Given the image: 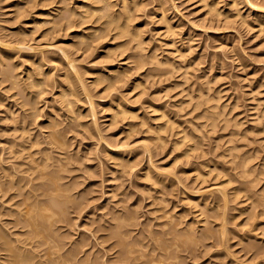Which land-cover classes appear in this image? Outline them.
Segmentation results:
<instances>
[{"label": "bare ground", "instance_id": "obj_1", "mask_svg": "<svg viewBox=\"0 0 264 264\" xmlns=\"http://www.w3.org/2000/svg\"><path fill=\"white\" fill-rule=\"evenodd\" d=\"M26 1L27 2L29 1L28 2L29 4L32 3L31 5L34 4V6H31V7L40 6V8L41 7L44 8L45 6H53V7L55 6V8H51V11H48L50 13L46 12L47 15H50V17L52 15V18L54 15L55 16L53 18L52 27L46 29V31L42 34V36H46L49 33H51L52 35L56 34L58 39L55 42L46 44V46L41 45L42 47L40 46L35 47L33 44L34 46L33 47L30 45V43H28V40L30 39L31 36L29 37V35L27 36L25 33V36L28 37V40H27V38L23 35L24 30L23 31L21 30L22 33L20 30L18 32L21 33L26 39L24 37H21L22 36L21 34L19 35V33H17L16 35L20 36V38L18 37L19 39H17L16 41L12 40L15 42L5 41L7 37H10L8 35L9 33L6 34L7 36L6 37L5 34L1 35V32H0L1 36L4 35L3 37H0V67H2L3 65L2 63L6 61L7 63L10 64L9 66H7V64H4L5 66H3L2 68V73L0 72L1 74L0 76H2L1 78H3V80L2 79L0 80L3 81L4 83L7 82V84L10 82V89H15V91H16V88L17 90L19 89L18 90L19 92H17L16 95H20L21 97H27V98L30 95L32 96L30 99V102H26L27 104L29 103L28 105H26L28 106L27 109H24L25 104H22L21 106L14 104L15 100L13 101L14 103L5 105V107H7L6 109L4 108L3 110L1 109L3 117L2 119H0V121L3 120L5 123L7 121L8 124L7 126H4V127L2 126V128L0 129L6 135L5 136L3 134L6 137V139L0 140V264H106V262L101 260V257L103 256V253L106 252L108 254V252L110 251L111 252L114 251L113 254H115V256H113L112 258L113 260H111V261H114L113 262L114 264L115 263L117 264H179V262H181L183 258H185L184 261L187 260L186 255L185 257L182 255L183 256L182 258L180 254H182L183 252L185 253V251H188L190 258H191V254H193L194 256V253L196 252V250L197 251L199 250V249H196L198 248L197 246L198 245L201 246L203 241L204 243H206L205 240H208L209 238L214 237L215 239H217L219 246H221L224 242L225 243L229 242V241L226 242V240L229 237H231L230 235L232 233L230 232L231 233L230 234L227 230L228 227H226L229 222L228 219L226 218L227 217L226 214L228 210L227 200H229L228 198L229 194L233 197L232 199L235 200L242 191H244V196L242 195L243 197L239 201L236 202L237 204H240V206H242L240 207L241 210L239 213L246 212L250 214L248 215L249 217L247 216V219L246 218L244 219V223L247 225L248 223H251V224L254 223L253 222L254 219H257L258 222L256 224L254 223V225H251V227H248V228L249 229L253 228L251 230L253 234L255 233L254 230H256V233L254 234L255 235L254 238H257V239L264 238V183H261L262 186L260 187L259 190H255V191L253 190L254 187L259 185L257 180H259L260 178L258 179L257 175L256 176L253 175L255 172L254 171L255 168L252 167L254 169L253 170L252 168H250L251 166L250 167L248 166V164H250L249 162L252 156L251 154L249 155L248 153L243 154V155L240 154L241 155L240 156L238 153L240 151L239 149L241 148H240V145L237 144V141L235 142V144L237 145L235 144L232 145L233 138H235V137L232 138V136H235L236 132L238 131L242 123L238 120L235 121L236 118L235 119L232 118V121H231V119H228L229 116L226 117L228 114L227 115L225 114L226 116L224 115L223 109L226 106H222V104L221 105L218 104L217 101L220 98L219 96H217L219 97L217 98V97H214L215 95L213 96V94L210 95L211 92L209 93V91L211 87L209 86L210 85L209 81H206L202 85L200 84L201 87L200 86L198 87L196 85L197 88L195 92L186 90V88L184 87L185 83L186 84L189 83V80H187L188 78L187 76L189 75L188 73H189L190 67H192L191 65L196 64L195 63L196 60L194 61V59L193 60L186 59V56H188L187 51L191 47H187V48L185 47L186 49H183L182 47H180L178 43L180 41L178 42L176 41V39L180 37L179 36L180 34H178L180 32H178L177 30L178 25H176V23L173 22L174 20L172 17V13L174 11L173 8L175 7H173L174 5L171 0H156V1L154 0L155 2H154V7L152 9L153 11L151 13V16L154 20L153 23L155 24V26L159 25L160 27L158 34L162 36L160 37L163 40L162 41L163 45L161 46L160 45L161 42H159V46L161 47H158L156 44L154 46H151V48L148 47V45L150 46V44H147V42L143 38V36H145L143 35V32H144L143 29H141L143 28V26H140L139 24L135 23V21L138 20V19L136 20L135 17L139 15L137 16H134V15L137 14L141 10V9L139 10L138 8H141L140 6L142 5L140 2H137L136 0H26ZM210 1H212V3ZM210 1L209 0H198L197 1V2H201L200 7L203 10L202 17L203 19H206L209 21H219L221 17V11L217 8L218 3L213 2L214 0H210ZM240 1L243 3L245 2L248 11H253V12L256 11V12L264 13V7L255 5V3L253 4L251 3V1L249 2L248 0H244V1L243 0H232V6L236 8L238 4H242V3H239ZM1 2H4V1H1ZM20 3L18 2L17 5H19ZM139 3L141 5H139ZM14 4H16V1L14 2ZM22 4L24 5L25 3L22 2ZM17 5L14 6L12 3V7L14 6V8L16 7L22 10L24 8L23 11H25V9L27 10L22 16L19 14L20 19L24 15L28 16L29 14H31V13L28 14L29 10L27 7L29 6H23L22 8L21 5H19L18 7ZM60 5H62V7ZM19 9H16V10L18 11ZM23 11L21 12L23 13ZM135 11H138V12L135 13ZM235 11L236 12H234V14L235 16H237L236 18L240 17V19H242L241 23L246 24L247 19L244 20L245 17H243L245 12L242 11L244 13L243 14L241 10L237 8L235 9ZM133 13L135 14L133 15ZM40 14L42 15L43 13H41L40 11ZM38 15L39 13L37 14V16ZM44 16H46V14ZM74 16H75V19L76 18L78 19L74 20L73 19ZM225 18L228 19L229 15L227 16L225 15L224 19L222 20L226 24V21H229V20L225 21ZM255 20L256 22L261 21L259 23V27L263 26V22L261 18L256 17ZM44 21L48 22L49 20L48 21L42 20V22L40 21V23L42 24ZM36 22H37V19L35 20V17L34 19L32 17V19L26 21L25 23L23 22L22 23L23 25L26 24L25 26L28 29V28H33L34 27L33 25ZM38 24H35V26ZM193 26L194 25H192L191 27ZM1 38H3L4 41ZM14 38L16 39L17 37L15 36ZM187 41L190 42L191 39ZM45 47L49 48L48 51L52 53V56L50 58L46 57L45 52L42 50V48H45ZM162 47H164V49ZM157 48H160L163 50H158ZM36 51L38 53L37 58H36V55H37ZM158 51H161V52H158ZM11 52H13V54H11ZM20 53H22L23 55H19ZM76 55H78V57L75 58ZM22 56L25 57V63L27 67V68L25 67L23 76H21V73L19 71L18 72L20 75L17 74L18 72L15 73L16 70H19L20 67H22L25 64L23 62L24 60L22 59ZM14 58H17V60L15 59L17 62L12 63V60L15 61ZM18 58H21L22 60L21 59L18 60ZM18 61L22 63L23 65L19 67V65L21 64H19ZM81 62L84 64L83 66L81 65V67L78 64H76V63H81ZM49 63H52L53 65L52 69H50L51 71H43L44 70L43 68H45V66ZM55 70L58 73L60 71V74L58 75L57 73V75H55L54 72H52ZM50 72L52 73L48 75V73ZM88 75L89 77L84 78V76H88ZM149 80L151 81L156 80V82L160 84L161 88L157 89L154 92V93L159 94V96L162 93L164 94V92L168 93L174 89L177 95V96L174 95L175 97L180 96L184 98L180 101L179 111H182L183 110L182 106L186 105V107L187 106L191 107L188 113H195L194 118L188 121L189 125L191 126V131L186 130L184 127L182 128L180 126V123L175 126V124L178 122H174V119H171V117L168 115L169 111L167 112L165 108L163 109L161 105L159 104V102L157 103L156 101L157 103L156 104L153 98L151 97H150L151 98L150 101H146L148 104L143 110L145 114H143L144 112H142L143 115L138 113L139 110L136 109L138 107L134 108L135 106H132L134 104L137 105L136 104L138 103L137 99H141V97L143 96L141 94L144 90H146L145 84L149 82ZM85 81H88V84L85 83ZM151 81H150V84H152ZM101 83L105 84L103 85L104 90L102 89V91L100 92L104 94L105 98H107L106 97L107 90H108V96H109L110 95L109 93H111L112 91L115 92L116 90L123 89V92L121 93L120 91H117L119 92L117 96L113 95V98L112 96H109L111 97V100L115 99V100H112L113 104H111L112 102L111 103L108 102L110 100L109 98L107 102L103 101L106 105H108L107 112H109L110 125H115V124H118L119 122L122 123L126 119L127 120L130 119V122L128 123H125L124 125L122 123L124 127L125 125H129L128 127L130 128L128 129L127 133L131 134L133 132L135 133L137 131L139 132L138 129L140 127L142 131L140 133H142L144 136H146L145 135L146 133H149V134L151 133L153 135L152 140L155 141L156 143L158 142L157 144L159 146H156L157 148L159 147L158 149L161 148L160 145H163V144L166 145L165 143H168L167 141L170 138V137H166L167 141L164 140L165 137H162L163 134L164 136L166 135V136H172L174 138L176 137L175 141L173 140L174 143L172 142L173 147H171V149L178 150L180 148L182 149V147L185 146V150L183 151L182 154H183V157L186 158V160L187 158H189V155L192 152L196 151V149L199 150V147L203 144L202 143L203 138L206 137L205 135L207 133L215 134L217 130L226 132V129H228L229 127L235 128L237 130L236 131L234 129H230L228 133L230 137H227L226 139H223L224 137H226L224 135L222 140H224L223 145H226V146L224 147V149H221L222 152L220 150V147L222 148V146L220 145V147H217L219 146L218 141H222L220 139L222 135H220L219 140L217 141L216 139V141L214 142V145L210 143L211 145H213V147L210 146L212 150L211 151L212 153H210L211 156L207 159H203V161L198 162V164L196 165L194 164L195 166L192 168L193 173H194L193 182L197 181L198 186H199V188L197 187L198 189L196 188L197 191L196 190L195 191L197 193H200L204 189H207V188L210 189L211 187H213L215 189L213 191L210 190V192L209 191L208 192L210 193V195L213 193H215L214 195L218 194L216 195L218 198L212 196L213 197L212 199L214 200L207 203V201L204 202L206 198H204V200L199 199L198 201V199H193V197L191 198L188 197L187 199L192 202L195 200L194 201L195 205L193 206L199 209L196 210V212L198 213L194 216L195 217L194 219L196 220H192L193 218L190 219V223L186 224V227L184 226L185 229L182 230V228L181 229L178 228L179 225H181L183 221L182 220L183 215L180 214L179 215L180 217H176L175 213L172 214L171 212H173L174 209H176L174 207H173L174 209L171 208L172 211L165 210L163 202L165 201L164 204L167 203L165 205H168L169 200L165 198L164 200L163 195L165 194L164 193L162 194L163 191L162 192L159 191L161 194H159V192L157 194L161 196L154 198L152 201V203H154L155 202L154 200L158 198L157 203H160V202L162 203V204L160 203L161 205L159 204L160 205L159 208H157L156 206L157 209L153 210L154 213H155V210H156V213L159 212L158 216L156 215L154 217V221L157 219L159 223L157 221L156 222L159 224L158 226L160 228L159 227L158 229L156 228L157 227V225H155L156 223H154L156 227L152 225L157 230L153 227L151 228L150 226H148L151 224L150 221H148L150 224L148 223L147 225V222H146L147 228L146 226H145V229L143 228L144 230L140 228L141 229L140 233L139 232H138L139 234L137 233L139 236L137 234L133 235V231L136 230V229L134 230V228H136L135 224L138 221L137 220L138 218L136 216L138 213L136 214L133 213L134 211V209H132L133 206L131 208L132 212L131 211L127 212L129 211V209L126 210L125 212V209H124L125 207L122 204H119V206L122 205L121 207H124L123 212L121 211V213L118 209H117L118 211L117 210L113 211L112 208L115 209L116 207L111 206L112 208H110L111 209L110 212L108 211L109 210L108 207H103L105 214H102V215L100 214L99 217L97 216L96 217L97 219L93 221V223L95 222L98 224V222L103 220V224L101 223L102 225L99 227L96 224L97 228L94 225H92L96 228L95 230L93 229L94 230L93 232H91V229L87 228L86 226L87 230L88 229L90 230V231L88 230L90 232V233L88 232L89 234L88 233L85 234L87 231L84 230L86 231L84 232V234H81V233L78 234L79 237L77 236L73 241H71L70 238H73V235L77 233H74L73 235L71 233L72 236L70 237L68 236L70 235V231H67L68 230L67 228H66V231L69 232L67 233L68 235H64L66 231L61 230L62 232H65L64 234L59 232L63 226L65 225L68 226V224L70 223L69 218L72 219V217H69V215L72 216L74 214V211H73V214L68 213V210L70 209L71 205L72 207L73 206L76 207V209L74 208L76 211L75 213H78V214H81L84 210H87V208L89 207L87 206V204L90 205L89 203L87 204L84 203L86 202V200L85 198H82L83 195L82 196L77 195L78 197H76V195L72 193V190H73L72 185H69L64 182L68 177H70L68 174L67 175L64 174L70 171L69 166L73 163L78 162L77 160H80V158H85L86 156V155L84 156V152H83L84 150L82 151L81 149H79L80 146L79 147L76 146L77 150L76 152H74L76 157L74 154H71L69 151V149L71 148V145H69L70 141L68 142L67 138H68L69 133L70 132L72 133L73 128L75 131H79V130H76L75 127L78 128L79 125L80 126L82 125L84 127L83 124H86V123L83 121H79V120L83 118L82 116L83 115L85 116V114L87 113H89V116L92 119V122H89V124L87 123L85 125L86 129L88 130V132H90V129L92 127L93 131L95 130L96 132H98V129H99L98 127L100 126L99 123H97L98 117L96 118L98 114V111L96 112V107H97L96 104L98 102L95 99L98 100L104 97L99 92L98 93L101 96L94 97V95L91 94L93 91L92 92L90 91L94 89L90 87H92L93 85H94L93 87H96L95 85H97V87H99L100 85L101 87ZM97 87L95 90H97ZM187 87H189V85ZM257 88L258 87H256V89ZM4 89H2V92ZM7 89L9 90V88ZM49 89L50 91L51 90L54 91L53 92L54 93L53 95H55L54 99L52 100L49 99L50 101H47V103H44V105L39 106L40 100H42L43 95L45 94L46 91L48 94ZM190 89L192 90L191 87ZM134 92H136V94H134ZM124 93H126V95ZM166 93L164 95H167ZM131 94L134 97L135 101L130 102V99H127V96H130ZM143 94L144 96H147L148 93L147 91H144ZM12 95L15 96V94H12ZM217 95L219 94L217 93ZM139 96L141 97L139 98ZM9 97H11V95ZM160 97L158 98V100L160 99ZM162 99H163V96H162ZM49 102H52V103L56 102L57 104H59V106L56 105L49 111V114L52 115L51 118L55 122L53 120L48 122V124L46 123V121H42V120H41L42 122H37L39 118L42 119L41 117L46 116V114L42 113L44 109L42 108V106L44 107L45 105L47 106ZM143 102L145 101L143 100ZM4 103H0V104L3 105ZM84 103L85 105L87 104L88 110L86 109L87 111L85 110L84 112H82L80 109L82 108V104L84 105ZM104 103L102 104L104 105ZM106 105H104V107ZM28 111L30 112L27 113ZM258 121L259 120H257V122ZM80 122H83V123H80ZM40 123L42 124V126H40ZM45 123H46V126L48 127L45 126ZM70 123H72V125L76 123L75 124L76 126L71 127ZM33 125H36V128H37V132L35 134L31 133ZM43 125L45 126L44 127L45 130L46 129L48 131L50 130L49 132L47 131V134L43 130L44 129ZM61 125H63V127H61ZM81 129L84 130L85 128L81 127ZM114 129H115V126H114ZM263 132L264 131L260 133H263ZM99 133L101 132L99 131L98 134ZM193 133H195V136ZM138 134L136 133V135ZM94 136H95V133H94ZM1 137L0 139L3 138ZM148 137L151 138V136H148ZM101 138L103 137L101 136ZM143 138H145L144 140L147 139L146 137H143ZM69 140H72V138ZM101 140L102 141H100L101 143H99V145L100 147L103 145L102 147H104V149L102 148L103 151H100L99 153L102 152L103 156L105 158L108 157V159L110 158L109 160H111V163L113 162L114 164L118 160L119 161L121 160L120 164L123 166V169H126L124 171H128L129 168L131 170L130 166L134 165L133 160H136V159H133V160L128 159L126 161L125 160L126 158L124 159L121 156L122 154L120 155V152L124 151V149L126 150L125 146L126 145L128 146V144L125 145L124 143L126 142H123V144L125 145L124 146L123 144L120 143L121 146L120 144L119 146L116 145L117 148L115 147L114 148L115 151H113L110 149V146H108L109 144L107 143V141H105V139H101ZM192 140H195V141H193L192 143ZM149 141H151V139ZM213 141L214 140H212V142ZM206 142H211V141H206ZM97 143H98V140H97ZM97 143H96V146H97ZM1 144H4V145L2 146ZM144 146L149 147V144L144 143ZM152 147L153 146H151V148L150 149L148 148V149L151 150ZM201 147H203V145ZM215 148L216 149L219 148L217 150H219L220 152L216 150L218 154L215 153L216 155H213V150ZM85 150L88 151V148H86ZM154 150H156L155 147H153L151 151H154ZM89 151L91 152V150ZM216 151L214 150V152ZM77 152L78 153L83 152V156L79 155L80 156L79 159L77 157L78 154H76ZM203 153L201 155L198 154L200 155L198 156L199 159L204 156ZM92 154H93V151H92ZM89 155L90 154H87V156ZM87 156L85 159H87ZM146 156H147V153H146ZM151 157H150V160L152 159ZM97 158H99V156ZM144 158H149V157H144ZM178 158L179 157H175L174 160H177ZM216 158H219V159L221 158L224 165H227V167L221 164L223 166L222 167L219 164V162H217L218 160H216ZM82 160L83 159H81L80 161ZM91 160L89 159L87 161H91ZM109 160L108 162H110ZM129 160L133 161L131 162L132 165H130L131 163ZM95 161L96 160L94 159V161L92 162H95ZM99 161H101V159ZM119 161L117 163H119ZM222 161L220 162L222 163ZM146 162L149 165L148 159ZM83 164L84 163H82L81 165ZM101 164L103 165L102 162ZM114 164H108V165H114ZM120 164H117V167L118 165L119 167H122L120 166ZM98 165H96V168H98ZM81 167L83 170V166ZM93 168L88 171L90 172L91 170H93ZM85 169H89V167L87 168L84 167V170ZM169 170L170 169H168V171ZM112 171L110 173L113 177L116 171L114 170L115 173L114 171L113 172ZM171 171H170V174L172 173ZM145 172H147L145 173L146 175H144L147 179L146 182L147 181L151 182L150 183L151 185L153 184L157 185L155 184L156 182L161 183L164 180V179L161 180V178L155 177L151 171H149L151 173H149L147 170ZM182 172L185 173V170H183ZM92 173L93 172L88 173V174H92ZM262 173L260 174L261 177H262ZM79 174H82V173L79 172ZM111 175H109V177H111ZM89 176H88V179H89ZM99 177H100V171H99ZM114 177L117 179V177L118 178L121 177V174L117 177L116 176ZM126 177L127 176H125V178ZM180 177L182 176L180 175ZM180 177L178 179L179 183H180ZM111 178L110 180H112ZM115 178L113 179V181L116 182ZM127 178H129V176ZM208 178L211 181L210 183L211 186L201 188L203 185L205 186V184H207L206 182L209 181ZM248 179L249 181L248 183H246L245 180H248ZM77 180H79V178ZM171 180L172 179H170V181ZM175 180H177L176 177L174 181ZM237 180H239L238 182H241L239 185H241L242 183L243 184L246 183L245 185L249 184V186H246L248 188L243 189V187L241 188V187L235 186L230 190L231 192L228 194L229 191L227 192L228 190L227 186L229 185V183L233 185L232 182H234L235 184V181ZM83 181H86V180H83ZM83 181H81V184ZM123 182L124 181H122V183ZM238 182L235 185H238ZM164 183H165V180H164ZM118 184L122 185L120 183ZM172 184L175 185L176 183L175 184L172 183ZM199 184L202 186H200ZM78 185L80 186V181ZM122 186H120L119 188H122ZM171 186L172 185H170V187ZM171 189L169 190L166 189V190L170 191ZM148 191L149 190H147V192ZM82 192L85 193V190H82ZM110 193L109 195H111L112 198H115L114 196L117 197L118 195V194L115 195L117 193L115 192V189L112 190ZM124 193L125 192H123V194ZM78 194H79V191H78ZM168 196H165V197H168ZM109 197L110 196H108V199H111ZM119 201H117L116 204H118ZM125 201L126 200L124 199V202ZM104 208L105 209L108 208L106 211H108L109 213H107ZM90 209L91 211L93 210L92 207ZM230 209L232 208L230 207ZM136 210L135 212H138ZM91 211H90V215H87V216L91 217V215L94 214ZM70 212H71V209H70ZM206 212L207 213L212 212L214 216L212 214L211 215L214 217V220L212 219L213 217L209 213L208 215H210V218L207 217L208 215L206 214ZM94 217L92 216V219ZM198 217H200L199 220H197ZM251 218H252V221H251ZM152 219H150L151 222H152ZM234 219H236V217ZM216 220L220 222L219 231L214 230V227L216 229L219 226L218 224L217 226L212 227V225L215 223ZM212 221H213V224H211ZM72 222H73L71 223L72 225L70 224L71 227L70 226L68 227L69 229L73 230V228L76 225H74L75 221L73 219H72ZM196 222H198L200 224V227H202L203 229L200 233H198V229H196L195 228L196 226H194ZM61 223L63 224L65 223V225H62V226L59 225ZM140 224L143 225V223H140ZM88 225L90 227V224ZM94 227H91V228H94ZM75 228L77 229V227ZM257 230H259L260 232L257 233L258 232ZM249 232L250 230L248 231V234L251 233ZM62 234L66 237L65 241H64V236H61ZM250 235L248 236L250 237ZM67 236L68 238L70 237L69 239L71 242L70 241L66 242L69 240V239L67 240ZM248 236L246 234L245 238H247ZM91 237L94 238V239L92 238L94 242L91 240L93 242V246L89 248L90 247L89 245L91 244L89 242V239H91ZM100 238L102 240L98 242V239ZM225 238L226 240L224 241L223 239ZM108 242L110 243L108 245L109 248L106 247V249L107 251L108 249L110 250L107 252L106 249L103 248L105 252H103L104 250L102 251L103 252L102 256H101V253H99L101 251L96 250V252H91L90 249H92L93 247H94L93 249H95L96 245H99L98 247L96 246L99 249L101 244L107 245ZM249 244L250 246L253 245L252 242H250ZM263 244L261 245L262 248L264 247ZM207 245H210V244H207ZM258 246L259 245L257 244V247ZM85 247L86 249L89 248L90 252L88 250L85 251ZM257 247H255L256 251H258ZM262 248L259 249L260 253L257 252V254H255V255H258L259 253L260 256H257V257L261 258V255H263V253L261 252L263 250ZM248 251L247 253H249ZM81 253L83 254L80 256ZM106 253L104 255H106ZM254 257H255V260H257L256 256L253 255V258ZM102 258H104V256ZM109 259L110 258H108V260ZM251 260H252V257H251ZM184 261H182L181 263L184 264ZM252 264H255V263L252 262ZM256 264H260V263L258 262Z\"/></svg>", "mask_w": 264, "mask_h": 264}, {"label": "rangeland", "instance_id": "obj_2", "mask_svg": "<svg viewBox=\"0 0 264 264\" xmlns=\"http://www.w3.org/2000/svg\"><path fill=\"white\" fill-rule=\"evenodd\" d=\"M1 1H4V2H1ZM15 1H16V4H14ZM136 1L140 2L142 4L141 5L139 3V5H141L140 6L141 8H138L139 10L140 9L141 10L140 11L138 10L139 12L135 11V13L136 12H138V13L137 14L133 13V15L134 14H135L134 16L139 15V16H137L138 18L135 17L136 20L138 19L137 21H135V23L139 24L140 26H143V28H141L145 32V34L143 32V35H145V36H143V38L145 39L147 44H150V46L148 45L149 48H151V46H154L156 44H157L158 47H161L163 45L162 44L163 40L161 38L162 36L158 34L159 33L158 31L160 30V27H159V25L155 26V24L153 23L154 20H153V18L151 16V13L153 11L152 9L154 7V2L156 0L155 1L154 0H136ZM171 1H172L173 5H174V6L173 5L172 6L175 7V8L172 7L174 9V11L172 13V17H173V20H174L173 22L176 23V25H178V29L177 30H178V32H180V33H178V34H180L179 35L180 37L177 36L179 38H177L178 40L176 39V41L177 42L180 41L178 43H179L180 47H182L183 49H186L187 47H191L190 48L191 50L189 49L187 51L188 56H186V59H189V60H193L194 59V61L196 60L195 61L196 64H192L191 65L193 68L190 67V70H189V73H188L189 75L187 76L189 78V79L187 78V80H189V83H187V84L185 83L184 87L186 88V90H190L191 92H195L197 86L199 87L200 84L202 85L206 81H209L210 82L209 86L212 89V90L210 89V91H209V93L211 92L210 95L213 94V96L215 95L214 97L219 96L220 98L217 97V98H219V100L217 101L218 104L219 105L222 104V106H226L223 109L224 110V115L228 114L227 116L225 115L226 117L229 116L228 119H231V121H232V118H234V119L236 118L235 121L238 120L242 124H241L240 128L238 129V131L235 128H230L229 127L228 129H226V132L217 130V132H215V134L207 133L205 135L206 137H204L205 139L203 138V141H202L203 147H201L202 146L201 145L199 147V150L196 149V151H194L195 153L192 152L189 155L190 159L187 158V160H186V158L183 157V154H182L183 151L185 150V146H183L182 149L180 148L178 150L177 149H175V150L171 149V147H173V143H174L176 137L174 138L172 136H166V135L164 136V134H163L162 137H165L164 140L167 141L166 137H170V138L167 141L168 143H165L166 145H164V144H163L164 146L160 145V147L162 148V146H163L164 149L163 148L162 149L161 148L158 149L159 147L158 148L156 147V146H159L157 144L158 142L156 143L155 141L152 140L153 135L151 133H150L151 135L149 133H146L145 134L146 136H144L142 133H140V132H142L140 127L138 129L139 132L138 131L136 132L137 134L139 133L138 135H136L135 132H133L131 134L127 133L128 129L130 127H128L129 125H125V127L123 125L125 123L130 122V119L129 120L126 119L127 121L126 120L123 121L122 122L123 125H122L121 122H119L118 124H115V125H110L109 112H107V110H108L107 106L108 105H106L104 102H107L110 99L108 102H110V103L112 102L111 104H113L112 100H115V99L111 100V97H109V96H112V98H113V95L117 96V94L119 93L117 91H120V93H121V92H123V89L116 90L115 92L112 91L111 93H109L110 94L109 96H108V90H107V92H106L107 95L105 94L107 98H105L104 94L100 93L102 91V89H103V85H105V84L101 83V87H100V85H99V87H97V85H95L97 87V90H95L96 87H93L94 85L92 87H90V88L95 90V91L94 90H90L91 92L93 91L91 94L94 95V97L95 96L99 97V96H101L100 94H102V96L104 97V98H100L98 100L95 99L98 103L100 102L99 104L97 103L99 105V107L96 104V106H97L96 107V112L98 111V114H97L96 118L98 117L97 118V120H98L97 123H99V125H100L98 127L99 129L98 128L97 129H98V132L100 131L101 133L98 134V132H96L95 130L93 131L92 127L90 129V132H88V130L86 129L85 125L87 123L89 124V122H92V119L90 118L89 113H87L88 115L84 113L85 116L84 115L82 116L84 119L81 118L79 120V121H83V122L86 123V124H83L84 127L82 125L81 126L79 125V127L77 128V127H75L76 123L73 124V125H72L73 122L70 123L71 127L74 126L75 129L79 130V131H75L74 128H73L74 131L72 130V133L70 132L69 135H68V138H67V141L68 142L70 141L69 145H71V148L69 147L70 148L69 151H70L71 154L75 155L74 152H76L77 147H79V146H80L79 149H81L82 151L84 150L83 151L84 152V156L85 155L87 156V154H90L89 156H87V159H85L86 156H85V158H80V160L81 159H83V160L85 159L84 162H83V160L82 161L77 160L78 162L80 161L79 162L80 164L78 162H76L77 164L76 163L71 164L69 166L70 167L69 168L70 171L64 173L65 175L68 174L70 176L64 182L69 184V185H72V189H73L72 193L75 194L76 197H78L79 195H81V196L83 195L82 198H85V200H86V202H84V203H86V204L89 203L90 204V205L87 204V206H89V207L87 208V210H84L81 214L75 213L76 212L75 211L76 207H74V206L72 207V205H71V207L73 208V210H72L71 207H70L71 212H70V209L68 210L69 214L70 213L73 214V211H74V214H76V215L78 214L77 216L79 217L78 218L74 214L72 216H70L68 214L69 217H72V219L75 221L74 225H76L75 227H77V229L74 227L75 228V229L73 228L74 231L72 229H69V227H68V226H70L71 223H73L71 218H69V222L70 223L68 222L69 223L68 226H66L65 223L64 224L63 223L59 224L61 226L65 225V226H63L65 230L62 227V229H60L59 232L64 234L65 232H62V231H66V228L68 229L67 231H70V235L67 234V233H69L67 231H66V233L64 235H68V236L71 237L74 233H77V234L73 235V238L69 237L71 239V241H73L78 236V234H80V233L84 234V232L87 231L85 233V234H87L90 231L89 229H88L89 230L88 231L87 228H90L91 232H93L97 228V226L99 227V226H101L103 224V220H101L100 222L97 221L98 224L95 223V222L93 223V221H95L97 219L96 218L97 216L99 217L100 214L101 215L105 214L104 210H103V207H108L109 208V210H108L109 212L111 210L110 208L116 207L115 209L112 208L113 211H116L118 209L120 211V213H121V211L123 212V208L124 207H125L124 208L125 212L128 209H129V211H127V212H130V211L132 212V209H134L133 213H135V214L138 213L139 214V215L138 214L136 215L137 218H138L137 219L138 221H137L136 224H138V222H139L138 225H140V226L135 224L136 228H134L135 227L134 226L133 227L134 230L135 229L136 230L139 229V230L138 231H136V230L133 231V235H136L138 232L140 233L141 229L144 230L145 226H146V222H147V225L149 223L148 221H150V223H151V224L149 223L150 225H148V226H150L152 228L153 227L152 225H154V223H156L155 225H157V227L155 225L154 226L158 229V227H159L158 223L159 222L157 221L156 218H155L156 220L154 221V217L156 215L158 216L159 212L156 213V210H155V213H156L155 214L153 210L159 208L162 203L161 202H160L161 204L157 203L158 198L156 200H154L155 201L154 203H152V201H153L154 198L160 197L161 195H159V194H161L160 192H162V191H163L162 194L163 193L165 194V195H163V199L165 198V199L169 200V201L167 200L168 201V205H165L167 203L164 204V202H165L164 200L165 199L163 200L164 201L163 205L165 207L164 209L167 210V211L168 210L172 211L171 208L172 209L176 208L171 213L172 214L175 213L176 217H180L179 216L180 214L183 215V218H182L183 221L181 223L182 226L179 225L178 228H180V229L182 228V230L185 229L186 224L190 223V219L193 218L192 220H196V219H194L195 218L194 216L198 213V212H196V210L199 209V208H195L193 206V205H195L194 204L195 200L192 202V201L188 200L187 198L188 197H190V198L193 197V199H198V201H199V199H203L204 200V198H206L207 200L205 199L204 202L207 201V203H208V202L214 200V199H212L213 198L212 196L217 197L216 195H218V194L214 195L215 193L210 195V193H209L210 190L213 191L215 189L213 187H211V188L209 187L210 189H208V188L204 189L200 193L196 192L197 191L196 188L197 187L199 188V186H198V182L197 181L193 182L194 181V178H193L194 177V173H193L192 168L196 164H198V162H201V161H203V159H207V158H209L211 156V154H210V153H212L211 152L212 151L211 147H213L214 142L216 141V139H217V141L219 140V136L220 135H222L220 137L221 140L224 137V135L226 137H224L223 139H226L227 137H230L228 135L230 129H234V130L237 131L235 136H232V138L235 137V138H233V144L232 145H234L236 141H237V144L240 145L241 149H239L240 151H239L238 154L239 155L240 154L243 155V154L248 153L249 155L251 154V156H252L251 157L252 160L250 159V162H249L250 164H248V166L249 167L251 166L250 168H252V167L255 168V170L252 168L255 171L253 175L254 176L257 175L258 179L260 178L259 179L260 181L257 180L259 185L257 183L258 186L254 187L253 190L254 191L255 190H259L260 187L262 186L261 183H264V179H263L264 178V164H263V162H264V132L260 133V132L264 131V129H262V128H264V113H263L264 112V13L263 12H256V11L255 12L248 11L245 2L243 3V2L240 1L239 3H242V4H238L236 8L240 9L241 12L242 11L245 12V14L242 12L244 14L243 17H245L244 20L247 19L246 20V24L245 23H241L242 19H240V17L236 18L237 16H235V14H234V12H236L235 11L236 8L232 6V0H214L213 2H217L218 3L217 4V8L221 11V17H220L219 21H209V20L203 19V17H202L203 10L200 7L201 2H197L198 0H171ZM248 1L249 2L251 1V3H253V4L255 3V5L264 7V0H248ZM18 2L19 3L21 2L19 5H21L22 8H23V6H29V7H27L28 10H29L28 14L29 13H31V14L28 15L26 13L28 16L24 15L20 19V15L22 16L27 10L25 9V11H23L24 8H23V10L19 9V8H16V7L14 8V6L18 4ZM22 2L25 3V4L23 5ZM28 2L26 0H23V1L22 0H20V1H18V0H0V32H1V35L5 34V36H6V34L9 33L8 35L10 36V37L6 36L8 40L4 37L6 39L5 41H7V42H15L17 39L20 38V36L16 35L17 33H19L18 31L19 30L20 31L24 30L23 31L24 32V34H23L24 36H25V33H26L27 36L28 35H29V37L31 36L30 39H29L30 42L28 40V37L25 36L27 38V40H28V43H30L31 46H33V44H34L35 47H38V46L42 47L44 45L46 46V44H48V43L55 42L58 39L56 34L52 35L51 33H49L46 36H42V34L46 31V29L52 27L53 18L55 16L54 15L53 18H52V15L50 17V15H47L46 12L51 11V8H55V6L54 7L53 6H45L47 8L44 7L45 8L44 9L43 7L40 8V6L39 7L38 6L37 7H31V6H34V4L31 5L32 3L29 4ZM210 2L212 3V1H210ZM12 3L14 5L13 7H12ZM19 5H17V7ZM60 6L62 7V5H60ZM30 8H32V9H30ZM16 9H19V10L17 11ZM36 9H38V10H36ZM15 10H16V12H15ZM32 10H34V11H32ZM246 10H247V12H246ZM21 11H23V13ZM40 11H41V13H43L42 15L40 14ZM38 13H39V15L37 16ZM48 13H50V12H48ZM45 14H46V16H44ZM225 15L226 16L229 15L228 19L225 18V21L229 20V21H226V24L224 23V21H222L224 19ZM18 17H19V19H18ZM26 17H28V18H26ZM32 17H33V19L35 17V20L37 19V22L35 24H38V23L39 24L36 25V26L34 24L33 28H28L27 29L26 26H25L26 24L23 25V23H25L26 21L32 19ZM42 17H43V19H42ZM256 17L261 18V20L263 22V26H262L263 28L261 26L259 27V23L261 21H257L256 22V20H255ZM73 19L77 20L78 18L75 19V16H74ZM42 20H46V21L49 20L51 22L48 21L49 22V24H48V22L44 21L45 23L43 22L42 23L43 25H42L40 23V21L42 22ZM255 23H256V25H255ZM192 25H194V26L191 27ZM16 30H17V32H16ZM22 31H21V33H22ZM30 32H32V33H30ZM13 33L17 37L16 39L14 38L15 36H14ZM21 33H19V35ZM1 35H0V37L4 36V35L3 36H1ZM23 35L21 37H24ZM11 36H13V37H11ZM1 39L3 40V38H1ZM160 39H161V41H160ZM190 39H191L190 42L187 41V40H190ZM12 40H15V41H12ZM159 42H161V44H160L161 46H159ZM157 46H155V47H157ZM162 48L164 49V47H162ZM48 49L49 48H46V47L42 48V50L45 52L46 57L50 58L52 56V53L50 51H48ZM157 49L158 50H163V49H160V48H157ZM158 52H161V51H158ZM11 54H13V52H11ZM36 54H37L36 55V58H37L38 57L37 51H36ZM48 54H49V56H48ZM19 55H23V54L20 53ZM76 57H78V55H76L75 58ZM190 58H192V59H190ZM15 59L17 60V58H14V60ZM19 59H21V58H18V60ZM22 59L24 60L23 62L25 63V57L22 56ZM16 60L15 61L12 60V63L13 62H17ZM21 60H20V62H21ZM20 62L18 61V63L21 64V65H19V67L23 65ZM2 64H1L2 67H0V70H1L0 72L1 73H2L3 66H5L4 64H7V66L10 65L9 63H7V61L2 63ZM76 64H78L80 67H81V65L82 66L84 65L82 62L81 63H76ZM197 64H198V66H197ZM19 67H18V69H19ZM25 67H26V63L22 67H20L19 70H16L15 73H17L19 71L21 73V76H23L24 75V71H25ZM52 67H53L52 63H49V64H47L45 66V68H43L44 69L43 71H51L50 69H52ZM22 70H23V72H22ZM19 72L17 74H19ZM52 72H54L55 75H57V73H58V72H56V70L52 71ZM52 72L48 73V75H50ZM59 74H60V71H59L58 75ZM1 77L2 76H0V79L3 80V78H1ZM87 77H89V75L88 76H84V78H87ZM150 81L151 80H149V82H147L145 84V89L146 90H144V91H147V93L149 95L147 94V96H144V94H143L144 91H143L142 94H141L143 96L142 97L139 96V98L141 97V99H137L138 100V103H136L137 105L134 104L132 106H135L134 108L138 107V108H136V109L139 110L138 113L142 114V112H144L143 111L144 108L148 104L146 101H150L151 98H153L155 103H156V101H157V103L159 102V104L161 105V107L163 109L165 108L167 110V112L169 111L168 115L171 117V119H174V122H178V123L175 124V126L180 123V126L182 128L184 127L186 130L191 131V126L189 125L188 121L191 120L192 118H194L195 113H188L190 111L191 107L190 106L186 107V105L185 106L183 105L182 106L183 110L179 111L180 101L182 99H184V98H182L180 96L179 97H175L177 95H176V91H174V89L173 90L171 89L172 91L168 92L169 95H168V93L164 92V94L166 93L167 95H164L162 93V94H160V96H161L160 97L159 94L154 93L157 89L161 88L160 84H158L156 82V80H154V81L152 80L151 81V83L153 84L152 85V84H150ZM0 82H1L0 83V97H1L0 98L1 102L0 103H4L5 102L3 105L0 104V119H2V117H3V114H2L1 111L3 110V108L4 109L7 108V107H5V105L14 103L13 102L14 100H15L14 104H17L18 106H21L22 104H25L24 109L28 108V106H26V105H28L29 103L27 104L26 102H30V99L32 97L31 95L28 98L27 97H21L20 95H16V93L19 92L18 91L19 89L17 90V88H16V91H15V89H10V82L8 84H7V82L4 83L1 80H0ZM85 83L88 84V81H85ZM148 84H150V85H148ZM188 85H189V87H187ZM190 87L192 88V90L190 89ZM256 87H258V88L256 89ZM7 88H9V90ZM2 89H4L3 92H2ZM10 90H11V92H10ZM48 91L50 93L48 92V94H47V91L45 92L46 95L45 94L43 95L42 100H40V102H39V106L44 105V103H47V101H50V100L54 99V97H55V95H53L54 91H52V90L50 91V89ZM137 93H138V91H137ZM217 93L219 95H217ZM12 94H15V96L12 95ZM124 94L126 95V93H124ZM134 94H136V92H134ZM10 95H11V97H9ZM156 95H158V96H156ZM2 96H4V97H2ZM162 96H163V99H162ZM159 97H160L161 100L160 99L158 100ZM127 99H130V102L131 101H135V99L132 96V94L130 96H127ZM27 100H29V101H27ZM143 100L146 103L143 102ZM50 103H52V102H49V104L47 106L45 105V107L42 106V108H44L42 113L46 114V116H48L51 120L48 117L45 116V117H41L42 119L39 118L37 120V122L46 121V123L48 124V122L53 120L51 118L52 115L49 114V111L54 106H56V105L59 106V104H57L56 102L55 103L53 102L52 104H50ZM102 103H104V105H106V106L104 107V105ZM100 104H101V106H100ZM127 105H129V104H127ZM18 106H16V107H18ZM86 109L88 110L87 104L86 105H85V103H84V105L82 104V108L80 110L82 112H84ZM29 112L30 111H28L27 113H29ZM77 114H79V113H77ZM143 114H145V112ZM189 114H191V115H189ZM230 114H231V116H230ZM172 116H173V118H172ZM260 117H261V119H260ZM257 118H259V119H257ZM234 119H233V121H234ZM257 120H259V121L257 122ZM1 121H2V123H1ZM1 121H0V129L2 128V126L4 127V126H7V124H8L7 121H6V123L3 120H1ZM83 122H80V123H83ZM46 123H45V126H46ZM40 126H42L41 123H40ZM45 126L43 125V128ZM114 126H115V129H114ZM46 127H48V126H46ZM61 127H63V125H61ZM81 127L85 128V129L82 130ZM248 128L250 129V131H249ZM43 130L47 134L48 130L47 129L45 130V128ZM125 130H126V132H125ZM92 131L95 133V136H94V133ZM36 132H37L36 125H33L31 133L35 134ZM78 132H80V133H78ZM96 133L98 134V136H97ZM3 134H4V132L0 130V135L2 137L5 135V134L4 135ZM126 134H127V136H126ZM193 134L195 136V133H193ZM147 135L151 136V138L148 137ZM5 136L3 138L1 137L2 139H0V140L6 139ZM101 136L103 138H101ZM87 137H88V139H87ZM143 137H146L149 140L151 139V141H149L147 139L144 140L145 138H143ZM71 138H72V140H69ZM96 139L98 140V143H97ZM101 139H105V141H107V143L109 144V145L108 144L107 145L110 146V149L113 150V151H115V149H114L115 147L117 148L116 145L119 146L120 143L123 144V142H126L124 144L125 145L128 144V146L127 145L125 146L123 144L125 146L126 150L125 149H124V151L121 150L122 152H120V155L122 154L121 155L122 158H124V159L126 158L125 159L126 161L128 159H131V160L136 159V160H133L134 161V163H133L134 165H132V163H131L133 161L129 160L130 163H131L130 165H132V166H130L131 170H130V168L128 169V171L130 170L129 172L128 171H124L126 169H123V166L120 164L121 160L120 161L118 160L119 163H117L118 162L117 161L115 163L116 164L115 165L113 162L111 163V160H109L110 158L109 159H108V157L105 158L103 156L102 152H101L102 154L99 153L100 151H103V149H104V147H102L103 145L101 147L99 145V143H101L100 141H102ZM119 139H120V141H119ZM79 140L80 141L82 140V141L80 142ZM212 140H214V141L212 142ZM152 141L155 142V143H153ZM193 141H195V140H192V143H193ZM206 141H211V142H206ZM223 141L224 140L218 141L219 142V146H217V147H220V145L222 146V148L220 147V150L224 149V147L226 146V145H223ZM95 142L97 143V146H99V147L96 146ZM110 143H111V145H110ZM144 143L149 144V147L148 146L145 147ZM207 143H209V144H207ZM210 143L213 144V145H211ZM121 144H120V146H121ZM237 144H235V145H237ZM1 145L3 146L4 144H1ZM93 145H95V146H93ZM151 146L155 147V149H156V150H154L155 152L151 151L153 149V147H152L151 150H149L151 148ZM143 147H144V149H143ZM86 148H88V151L91 150V152L89 151L90 152L89 153L88 151H86L85 150ZM100 149H102V150H100ZM145 149H146V151H145ZM217 149H219V148H217ZM217 149L215 148L214 150L216 151ZM202 150H204V151H202ZM214 150H213V155H216V154H218V152H220L219 150H217L218 152L217 151L214 152ZM92 151H93V154H92ZM83 152L82 153L81 152L80 153H78V152L76 153V154H78V156H77L78 159L80 157L79 155L83 156ZM201 152L202 153L204 152L203 153L204 156L202 155L203 157L199 159L198 156H200L202 154ZM205 152H206L207 155L205 154ZM221 152H222V150H221ZM97 153H99V154H97ZM146 153H147V156H146ZM197 153L198 154L201 153V154L198 155ZM96 154L99 156V158H97L98 156ZM192 154H193V156H192ZM190 156H192V157H190ZM75 157H76V155H75ZM144 157H149V158H144ZM150 157L152 158L151 160H150ZM175 157H179L177 159L178 161L174 160ZM89 159L90 160L92 159V160L91 161H87ZM94 159L96 161L92 162V161H94ZM97 159H99V160L101 159V161H99ZM147 159H148L149 165L146 162ZM220 159L216 158V160H218L217 162H219L220 165L222 164L223 166L227 167V165H224L222 159L221 160ZM108 160L110 162H108ZM125 160H123V161H125ZM220 161H222V163ZM101 162L103 163V165L101 164ZM82 163H84V164L81 165ZM108 164H114L116 167L114 165H108ZM117 164H120V166H122V167H119V165L117 167ZM96 165H98V168H96ZM151 165H153V166H151ZM77 166H79L81 169L79 167H77ZM81 166H83V170H82ZM84 167L85 168L89 167V169H85V170H87V171H85ZM103 167H105V168H103ZM92 168H93V170H91L89 172L88 170H90ZM121 168H122V170H121ZM167 168L170 169V170L168 171ZM77 169H79V170H77ZM97 169H98V171H97ZM113 169L116 171V173H115V171ZM164 169H165V171H164ZM166 169H167V171H166ZM110 170L114 171V173H115L114 176H116V177L121 174V177H119L120 179L118 177H117V179L114 176L112 177V175L110 173L111 172ZM146 170L148 172L151 171L152 174L155 177L161 178V180L164 179L165 183H164V180L161 183L160 182H156L155 184H157V185H154V184L151 185L150 184L151 182H149V181L146 182L147 179L144 176V175H146L145 173H147V172H145ZM183 170H185V173L187 172L186 173L187 175L184 172H182ZM99 171H100V177H99ZM170 171L172 172L171 174H170ZM79 172L82 173V174H79ZM85 172L86 173L87 172L88 173L93 172V173L92 174H88L87 173V175H86ZM151 172H149V173H151ZM173 173L175 174V176H174ZM257 173H259V174H257ZM261 173H262V177L260 175ZM78 175H79V177H78ZM93 175H95V176H93ZM109 175H111L112 178L109 177ZM180 175L182 177H180ZM86 176H87V178H86ZM88 176H89V179H88ZM125 176H127V177L129 176V178H127V177L125 178ZM177 176H178V178H177ZM144 177H145V179H144ZM175 177L177 179V180H175L176 182L174 181ZM179 177H180V183L178 182L179 181L178 180ZM78 178H79V180H77ZM80 178H81V180H80ZM110 178L112 180H110ZM114 178H115L116 182L113 181ZM121 178H122V180H121ZM82 179L86 180L87 182L83 181ZM170 179H172L171 180L172 182L170 181ZM255 180H256V178H255ZM261 180H262V182H261ZM79 181H80V186L78 185ZM81 181H83L82 184H81ZM112 181L114 182V184L116 186L113 184ZM122 181H124V182L122 183ZM209 181H210V179H209ZM209 181L206 182L207 184H205V186L204 185L202 186L200 184L199 185L202 186L201 188L211 186L210 185L211 181L210 182ZM238 181L239 180L235 181V184H237ZM245 181H246V183H248L249 179L245 180ZM117 182L122 184V185H124V186L119 185ZM169 182H171V183H169ZM181 182H182V184H181ZM158 183H160V184H158ZM172 183H174V184L176 183V184L173 185ZM232 183H233V185L231 183H229V185L227 186L228 188L226 187L228 189L227 192L229 191L228 194L231 192L230 190L233 187H235V186H238V187H241V188L243 187V189L244 188H248L246 186H249V184L245 185L246 183H244V184L242 183L241 185H239L241 182H238V185H235L234 182H232ZM92 184L93 185L95 184V185L93 186ZM170 185H172V186L170 187ZM120 186H122V188H119ZM150 186H152V187H150ZM114 189H115V192H117L115 195H117V194L118 195H117V197L114 196L115 198H112L111 195H109V193L112 190H114ZM126 189H127V191H126ZM146 189L149 190L148 191L149 193L147 192ZM166 189H168V190L171 189L170 191L172 193L170 191L166 190ZM82 190H85V193L86 192L87 193L85 194L84 192H82ZM89 190H90V192H89ZM74 191H76L77 193L74 192ZM78 191H79V194H78ZM123 192H125V193L123 194ZM158 192H159V194H157ZM242 192L239 194V196H237V198L235 200H233L232 199L233 197L229 194V197H228L229 200H227V202H228L227 203V209L228 210H227V214H226L227 217L226 218L228 219V221L230 223L228 222L226 227H228L227 230H228L229 233L230 232L232 234L235 233L233 235L230 233L231 237L228 238L229 240L228 239L226 240V238L223 239L224 241L226 240V242L227 241H229V242L228 243L224 242L222 245L220 244L221 246H219V243H218L217 239H215L214 237L209 238L210 240L209 239L205 240L206 243H204V241H203L201 246H199V245L197 246L198 248H196V249H199V250L198 251L196 250V252L194 253V256H193V254L190 253L191 254V258H190V255H189L188 251H185V253L183 252L182 254H180V256L183 255L185 257V255H186V257H187L186 258L187 260L184 261L185 258H183V256H182L183 259L181 258L182 259L181 262L184 261V264H218V263L219 264H252V262L255 263V264L258 263V262L260 264H262V263L264 264V251H263L264 247L262 248V246H261L264 243V241H263L264 238H261V239L254 238V236H255L254 234L256 233V230H254L255 233L253 234L251 232V230L253 228H250V229L248 228V227H251V225H254V223L256 224L258 222V220L253 218L254 219V221H253L254 223H252V224L248 223V225H247V224L244 223V219L245 218L247 219V216L250 215V214H248L246 212L239 213L240 210H241L240 207H242V206H240V204H237L236 202L239 201L244 196V191H242ZM194 193H196V194H194ZM121 194H123V195H121ZM108 196H110L109 198H111V199H108ZM165 196H168V197H165ZM128 197H130V198H128ZM198 197H200V198H198ZM89 198H90V200H89ZM123 198L126 200L125 202H124ZM117 201H119L118 204H116ZM121 201H123V202H121ZM230 201H232V202H230ZM119 204H122L124 207H121L122 205L119 206ZM234 205H236V206H234ZM90 206L92 207V209L95 212L93 210L91 211V209H90L91 207ZM132 206H133V208H132ZM156 206H157V208H156ZM229 206L232 209H230ZM135 207H136L137 210L135 209ZM234 207H236V208H234ZM108 208H106V209L104 208L105 211ZM89 210L94 213L93 215H91V217L87 216V215H90V211ZM135 210L138 211V212H135ZM108 211H106V212L109 213ZM208 213L210 215L212 214V212L211 213L208 212ZM208 213L206 212L207 215H208ZM83 214H84V216H83ZM210 215H208L207 217L210 218ZM92 216L93 217L95 216L94 217L95 219L94 218L92 219ZM88 217H90V218H88ZM152 217H153V219H152ZM235 217H236V219H234ZM252 217H253V215H252ZM150 219H152V222H151ZM199 219H200V217L197 218V220H199ZM212 219L214 220V217ZM230 219H232V220H230ZM251 221H252V218H251ZM251 221H249V222H251ZM140 223H143V225L140 224ZM88 224H90V227H89ZM96 224H97V226H96ZM211 224H213V221L211 222ZM214 224L212 225V227L217 226V224L219 225L216 229L214 227V230L219 231L220 222L216 220ZM243 224H245L246 227ZM92 225H94L96 228L94 226H92ZM86 226H87V228H86ZM194 226H196L195 228L198 229V233H200L203 230L202 227H200V224L198 222H196L194 224ZM91 227H94V228H91ZM155 227H153V228H155ZM133 228H132V230H133ZM146 228H147V226H146ZM245 228H247V229H245ZM84 230H86V231H84ZM214 230H213V232H214ZM249 230L251 232V233L250 232L249 233L252 234V235L248 234ZM246 231H247V233H246ZM257 231H258L257 233L260 232L259 230H257ZM71 233H72V235H71ZM245 233L247 234V236L250 235V237L248 236L249 238L248 237L245 238L246 237ZM63 234L61 236H64ZM68 236H67V240L69 239ZM97 236H98V234H97ZM242 236H244V237H242ZM65 238L66 237L64 236V241L66 240ZM92 238L93 237H91V239H89V242L92 244V245L91 244L89 245L90 246L89 248H91L93 246V242L94 241L92 240ZM70 239L68 241H66V242H69ZM100 240H102V239L101 238L98 239V242H100ZM214 240H216V241H214ZM250 242H252L253 245L250 246V244H249ZM254 243H255V245H254ZM109 244H110L109 242L107 243V245L106 244H104V245L101 244L99 249L97 248L99 245H96L97 247L95 246V249H93L94 248L93 247L90 250H91V252H96V250L97 251H101L99 253H101V256H102V253L105 252L104 249H106V247H108ZM207 244H210V245H207ZM257 244L259 245L258 247H257ZM217 245H218V247H217ZM244 246H246L247 248L244 247ZM263 246H264V244H263ZM255 247L258 248V251H256ZM259 247L263 249L261 251L263 253V255H261V258L257 257V256H260L259 255V253H260V250H259L260 248ZM89 248L86 249V247H85V251L88 250L90 252ZM246 249H247V251L249 250L248 251L249 253H247ZM109 250L110 249H108V251ZM106 251H107V249H106ZM225 252H226V254H225ZM257 252H259L258 255H255V254H257ZM105 253H103L104 258H102L103 257L102 256L101 260L106 262V264L107 263L108 264H114L113 263L114 261H111V260H113L112 259L113 256H115V254H113L114 251L108 252L109 256H108L107 253H106V255H104ZM82 254L83 253H81L80 256ZM253 255L256 256L257 260H255V257L253 258ZM107 257L110 258V259L108 260ZM251 257H252V260H251ZM254 261H256V262H254ZM181 262H179V264H183ZM115 264H117V263H115Z\"/></svg>", "mask_w": 264, "mask_h": 264}]
</instances>
